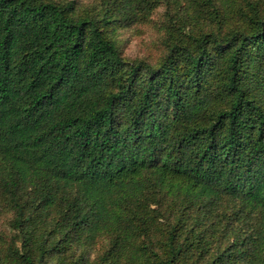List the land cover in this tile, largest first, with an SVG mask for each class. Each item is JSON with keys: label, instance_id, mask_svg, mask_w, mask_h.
I'll list each match as a JSON object with an SVG mask.
<instances>
[{"label": "trees", "instance_id": "16d2710c", "mask_svg": "<svg viewBox=\"0 0 264 264\" xmlns=\"http://www.w3.org/2000/svg\"><path fill=\"white\" fill-rule=\"evenodd\" d=\"M1 215L0 264H264V0H0Z\"/></svg>", "mask_w": 264, "mask_h": 264}, {"label": "rangeland", "instance_id": "374dc122", "mask_svg": "<svg viewBox=\"0 0 264 264\" xmlns=\"http://www.w3.org/2000/svg\"><path fill=\"white\" fill-rule=\"evenodd\" d=\"M82 6L95 7L98 0H77ZM166 7L159 5L146 23L124 25L118 24L111 35L117 40L123 55L130 61L146 59L158 63L166 55L164 45V28ZM8 215L0 216V232L12 235L7 224Z\"/></svg>", "mask_w": 264, "mask_h": 264}]
</instances>
